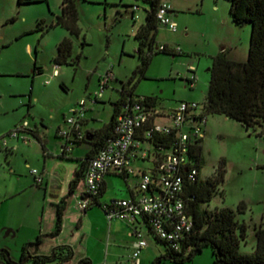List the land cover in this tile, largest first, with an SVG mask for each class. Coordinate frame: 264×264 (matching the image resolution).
Listing matches in <instances>:
<instances>
[{
  "label": "rangeland",
  "instance_id": "374dc122",
  "mask_svg": "<svg viewBox=\"0 0 264 264\" xmlns=\"http://www.w3.org/2000/svg\"><path fill=\"white\" fill-rule=\"evenodd\" d=\"M166 1L174 9L179 29L172 31L160 25L156 42L181 51L177 55L154 54L146 76L135 79V96L155 97L158 108L166 113L183 101L199 103L196 112L204 111L214 56L225 51L230 59L247 60L252 25L240 24L233 19L231 0ZM62 2L0 0V136L27 121L30 128L38 127L49 140L48 145L53 146L58 127H68L64 115L69 116L71 107L82 99H86L91 109L89 115L99 119H93V124L103 126L111 120L113 102L121 96L124 84L141 62L137 51L140 41L135 33L146 20L151 6L149 1L76 0L79 34L63 25H55L45 33L38 30L41 19L45 24L56 21L62 11ZM67 36L74 42L72 59L75 63L56 66L53 57L57 53V44ZM56 69L58 73H55ZM108 72L113 76L102 89V79ZM193 76L194 84L190 82ZM101 90L102 97L95 102V93ZM207 118L205 136L199 141L204 158L201 178L212 176L223 161L226 169L225 180L208 207L237 210L241 201L246 202V210L238 212V218L247 224V239L241 250L252 252L257 244L256 227L264 226V133L259 134L264 131V126L258 131L247 129L240 121L221 113H209ZM31 142L28 149L32 153L31 166L22 152H17L16 161L20 172L17 170L12 174L5 161L7 172L14 178L21 175L23 181L27 177L34 180L32 170L39 167L35 154L40 145L35 138ZM24 146L28 148V145ZM84 146H78V151ZM42 156L41 152L39 161ZM143 162L136 166L141 169L154 166L151 160ZM114 181L120 184L119 179ZM118 185L115 189L110 188L102 196L103 200L113 198L114 193L120 198ZM82 186L83 182L79 188ZM91 208L101 210L97 204ZM106 229L108 231L109 226ZM144 234L148 246L143 251L142 264H153L156 257L167 251V246L153 233ZM2 240L0 236V243ZM6 241L13 243L14 239L10 236ZM120 245L107 263L104 262V250L96 246L92 264H128L133 251L129 242ZM10 252L13 259L18 260L21 256V250ZM26 264L37 263L28 261ZM164 264H214V254L212 248L206 246L190 260H166Z\"/></svg>",
  "mask_w": 264,
  "mask_h": 264
},
{
  "label": "trees",
  "instance_id": "16d2710c",
  "mask_svg": "<svg viewBox=\"0 0 264 264\" xmlns=\"http://www.w3.org/2000/svg\"><path fill=\"white\" fill-rule=\"evenodd\" d=\"M20 3H30L36 0H18ZM150 8L147 10L146 20L137 29L135 35L139 39L138 54L141 62L137 65L133 75L122 88L121 96L113 102L114 110L111 120L96 130H87L83 139L75 142V147L82 142L91 144V149L82 158H76L78 167L74 178L70 181V191L73 193L80 182L84 180L91 160L96 156L106 141L115 134L117 117L122 106L140 97L135 96V79L145 77L154 54L166 52L177 55L179 51L167 44H157L156 34L159 29L157 12L163 0H147ZM233 19L240 24L252 25L248 58L236 61L228 58L225 51L214 56L211 68L212 76L205 103L204 112L221 113L244 124L247 129L258 131L264 126V0H231L230 7ZM79 9L76 0H63L62 11L56 21L45 24L41 19L37 29L44 33L55 25H63L72 33L79 34ZM45 24V25H44ZM85 43V42H84ZM163 46V48H161ZM74 42L71 37H64L57 44V53L53 57L56 65L74 64L72 59ZM154 104L155 97L145 96ZM31 132H34L31 130ZM264 131H259V134ZM174 141L172 135H157L155 144L169 147ZM75 149V148H74ZM195 165L198 175L195 180L186 183V199L189 213L194 218L192 232L181 242L180 248H173L168 242L159 239L167 246V251L156 257L153 264H164L166 260L185 262L202 252L206 246L213 250L214 264H264V226L256 227V248L252 252L241 250L242 243L247 239V224L238 218V212L247 208L245 201H241L238 209L230 207H216L211 209L209 203L219 185L225 180V161L207 179L201 178L204 166L203 147L198 144L193 147ZM73 152L63 151L61 157L69 158ZM125 178L126 175L121 174ZM105 187L101 188L98 198L103 195ZM98 198L94 204L101 205ZM93 205V204H92ZM91 205V206H92ZM67 208L66 198L57 204L56 228L51 235H58L63 229V218ZM43 234L34 241L26 243L18 260L13 259L8 248H0L1 264H26L33 261L37 264L55 262L56 264H92L90 257H83L73 262L74 248L69 244L57 245L50 254H34L30 247L42 242Z\"/></svg>",
  "mask_w": 264,
  "mask_h": 264
},
{
  "label": "built area",
  "instance_id": "2783aa9c",
  "mask_svg": "<svg viewBox=\"0 0 264 264\" xmlns=\"http://www.w3.org/2000/svg\"><path fill=\"white\" fill-rule=\"evenodd\" d=\"M172 12V5L163 0L157 19L159 25L177 31L178 23ZM112 76L113 73L108 72L102 79V89ZM190 82L194 84V76ZM102 91L95 93V101L102 97ZM199 108V103L183 101L166 113L145 96L127 102L117 117L115 134L89 164L84 178L85 190L77 200L81 211H86L94 204L107 173L139 176L138 192L134 196L114 198L100 205L110 220L119 218L132 224H141L140 228L133 229L136 242L128 264H141V252L148 246L145 231L179 249L181 242L194 228V218L189 213L185 196L187 181L195 180L199 173L192 149L204 138L208 119L204 111L196 112ZM88 109L86 99H82L71 107L70 115L65 116L68 127L58 130V135L63 138L60 153L73 152L75 142L84 138ZM27 130H30V124L25 121L0 136L3 146L7 147L8 136L22 137L27 142L28 138L24 134ZM164 134L174 138L169 147L155 144V137ZM135 160H151L154 166L137 171L133 165ZM32 173L36 176V182L42 184L43 174L38 169H33Z\"/></svg>",
  "mask_w": 264,
  "mask_h": 264
},
{
  "label": "crops",
  "instance_id": "0c3cea01",
  "mask_svg": "<svg viewBox=\"0 0 264 264\" xmlns=\"http://www.w3.org/2000/svg\"><path fill=\"white\" fill-rule=\"evenodd\" d=\"M172 10L174 12L173 7ZM134 12L135 10H133V16ZM58 72L59 70L56 69L55 73ZM98 100L95 102H98ZM90 110L88 109L87 111L84 124L86 131H93L102 127L93 124V119L94 121H98L99 119L98 117L90 116ZM59 128L63 127L59 126L58 130ZM31 130L34 132H31ZM58 130L53 146L48 145L49 140L41 134L38 127L35 129L30 128V130L24 132L28 138L27 142L22 137L13 138L8 136L6 148L3 146L0 137V236L3 237L0 247L8 248L9 251L15 249L22 251L26 243L34 241L38 235L43 234L42 242L38 245L31 246L30 251L34 254H50L57 245L69 244L75 251L72 263L77 262L83 257L94 259L96 246H100L104 250L105 263L108 262V259L123 242H129V248L133 251L134 243L136 242L133 229L135 227H141L139 222L132 224L119 218L110 220L102 207H100L101 210H93L90 206L86 211H81L78 208L77 200L84 193L85 183L82 180L77 189L70 194V181L74 178L76 168L79 164L76 158L84 157L92 146L90 143L82 142L75 147L69 158L61 157L60 149L63 138L58 135ZM30 136L35 138L39 143L38 145H40L39 149L41 150L38 149L35 154V156H38L37 165L39 167L35 169H38L43 174L44 179L42 184L36 182L35 174L33 176L34 180L27 177L26 181L22 180L21 175L16 178L11 176L17 170L18 172L21 170L16 163L18 157L17 152H22L23 157L29 160L27 162L29 166L32 164V153L28 151L31 147V139H33ZM24 144L28 145V148H25ZM78 146L84 147L78 151ZM40 151L43 155L42 161H39ZM5 161L8 162L12 174L7 172L8 168L5 165ZM137 163L144 164V162L141 160H135L133 162L137 171L143 170L136 166ZM114 179H119L120 184H116ZM82 182L83 186L79 188ZM138 183V174H131L125 178L117 172L107 173L104 176L103 183L105 191L98 198L99 203L104 204L114 198H119L117 193L111 195L113 198L110 197L109 200H103L102 197L107 194L110 188H117L115 185H118V188H120V198L134 196L138 192ZM64 198L67 201V208L63 218V229L58 235H51V232L56 228L57 204ZM115 219L119 220L115 221ZM107 225L109 226L108 231L106 229L108 228ZM145 232L148 233L147 231ZM10 236L14 239L13 243L6 241ZM145 249L141 252V264L143 262L142 254Z\"/></svg>",
  "mask_w": 264,
  "mask_h": 264
}]
</instances>
